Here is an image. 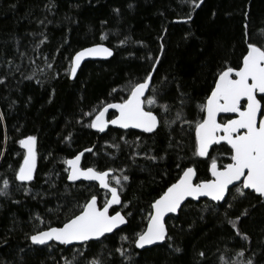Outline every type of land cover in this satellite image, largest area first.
Here are the masks:
<instances>
[{
	"label": "trees",
	"instance_id": "trees-1",
	"mask_svg": "<svg viewBox=\"0 0 264 264\" xmlns=\"http://www.w3.org/2000/svg\"><path fill=\"white\" fill-rule=\"evenodd\" d=\"M247 43L264 46V0H0V264H264V198L236 188L222 204L186 203L167 219L161 245L134 246L183 169L194 167L200 182L212 158L219 168L230 162L225 145L195 156L194 126L218 73L241 65ZM97 44L113 56L84 63L70 80L73 55ZM149 74L146 98L156 103L144 107L160 121L153 133L88 126ZM28 136L36 167L22 183L19 141ZM85 149L82 168L112 172L121 204L110 214L120 211L126 225L82 246H33L31 235L62 226L93 195L106 202L95 184L67 182L66 161Z\"/></svg>",
	"mask_w": 264,
	"mask_h": 264
},
{
	"label": "snow or ice",
	"instance_id": "snow-or-ice-1",
	"mask_svg": "<svg viewBox=\"0 0 264 264\" xmlns=\"http://www.w3.org/2000/svg\"><path fill=\"white\" fill-rule=\"evenodd\" d=\"M203 0H200L202 3ZM200 4H195L199 7ZM191 17L189 16V19ZM247 29V25H245ZM247 36V32L245 33ZM247 42V41H246ZM111 56L110 49L96 45L77 52L72 61L71 75L74 77L77 68L85 57ZM151 74L145 77L143 82L136 83L129 91L127 98L120 103H109L99 110L98 114L88 125L91 128L103 132L108 124L116 125L122 129H140L145 133H153L159 126L158 117L151 110H145V100L149 106L156 103L154 98H146L145 92L149 89ZM215 86L207 96L206 102L200 106L204 114L195 122V150L194 155L207 157L209 147L213 144L224 142L229 146L230 163L223 168H218L217 160L211 159L209 171L213 179L194 183L197 175L194 167L182 170V175L177 182L151 205L154 212L150 214L145 231L138 234L135 240L137 248H145L157 242L165 241L167 231L164 217L168 213H176L186 198L198 200L200 197H208L212 201H222L225 193L229 191V185L240 182L236 191L240 196L246 195L245 189L251 190L264 198V46L255 43H247V53L242 56L241 66H231L218 73ZM259 94V98H258ZM164 111H168V105H160ZM109 109H115L119 113L115 119L105 120V114ZM236 114L235 118L226 117L218 122V114ZM90 115V113L86 114ZM176 119H182V113L178 112ZM191 124V121H184ZM21 147L26 149L23 163L16 174L20 182H28L33 179L36 167V137L28 136L19 141ZM90 151V149H85ZM83 153L76 155L74 159L66 161L71 168L68 176L70 181L85 180L98 181L101 188L111 193V199L106 200L103 208L97 207V197L93 195L82 207L78 215L68 219L62 227H50L46 231H39L29 238L33 245H47L49 241H57L59 244L68 245L74 241L81 243L98 240L106 233L126 223L125 217L116 212L109 214V208L114 204H120V195L116 187L109 183V172L96 171L93 168L81 169L80 160ZM152 159H155L153 157ZM179 167V165H178ZM125 181L128 180L124 176ZM120 184V180L116 179ZM9 182L4 180V188ZM0 195L7 192L0 191ZM229 207L231 205L229 204ZM247 214L246 210L245 213ZM240 218L237 217L238 221ZM237 235L247 240L246 234L240 233L235 221H228ZM176 251H180L176 249ZM81 254H83L81 252ZM123 255V252L121 253ZM203 255V253H201ZM91 264H97L92 261ZM247 264H252L249 260Z\"/></svg>",
	"mask_w": 264,
	"mask_h": 264
},
{
	"label": "water",
	"instance_id": "water-1",
	"mask_svg": "<svg viewBox=\"0 0 264 264\" xmlns=\"http://www.w3.org/2000/svg\"><path fill=\"white\" fill-rule=\"evenodd\" d=\"M97 45H102V44H97ZM93 46H96V45H93ZM93 46H89V47H86V48H90V47H93ZM102 46L106 47L105 45H102ZM106 48H108V47H106ZM84 49H85V48H84ZM108 49H109V48H108ZM82 50H83V49H82ZM110 50H111V49H110ZM80 51H81V50H80ZM78 52H79V51H78ZM111 52H112V55H111V56H103V55H102V56H91V57H85V58L81 61L80 66L77 68L76 75H77L79 69L81 68V66H82L84 63H86V62H100V61H107V60H109V59L113 56V51L111 50ZM76 53H77V52H76ZM76 53H75V54H76ZM75 54L73 55L72 60H71V67H72V61H73V58H74ZM241 63H242V61H241ZM240 66H241V65H240ZM76 75H75V76H76ZM75 76L73 77V76L71 75V70H70V75H69L70 80H73V79L75 78ZM214 86H215V84H214ZM149 87H150V82H149ZM213 88H214V87H213ZM148 91H149V89L146 90V92H145V97H146ZM258 98H259V94H258ZM105 106H106V105H105ZM105 106H104V107H105ZM104 107H103V108H104ZM262 107H264V103L262 104ZM110 114H113V117H109ZM118 115H119V113L116 112L115 109H109L108 112L105 114V120L115 119L116 116H118ZM229 116L232 117V118H235V117H236V114H225V113H220V114H218V117H217L218 122H220L223 118H226V117H229ZM108 128H112V129H116V130H122V131L130 130V131H135V132H138V133L150 134V133H145V132L141 131L140 129H132V128H129V129H122V128H120V127H118V126H116V125H112V124H108L107 127L105 128V130H104L103 132H100L98 129H94V128H92V130L95 131V132H97V133H99V134L101 135V134H104V133L107 131ZM219 145H225V146L229 149V146H227L224 142H221V143L218 144V145H217V144H213V145H211V146L209 147V153H210L211 149H212L214 146H219ZM20 147H21V145H20ZM21 149H22V150L24 151V153L26 154V149H24L23 147H21ZM91 151H92L91 149H90V151H85V150H83V151H81V152H79V153L76 154V155H79V154L83 153V155L81 156V160H80V168H81V169H87V168H82V166H81V162H82V159H83L84 154L90 153ZM25 154H24V155H25ZM76 155H75V156H76ZM75 156L72 157V158H70V159H74ZM207 157H208V156H207ZM207 157H203V158H207ZM70 159H68V160H70ZM68 160H67V161H68ZM230 162H231V161H230ZM230 162H229V163H230ZM22 163H23V162H22ZM209 168H210V166H209ZM209 168H208L209 180H211V179H213V177H212V175H211V172L209 171ZM218 168H219V167H218ZM222 168H223V167H222ZM222 168H221V169H222ZM66 169H67V182H68L69 184H79V183L95 184V185L97 186V188H98L99 191H101V192L107 194V199H106V200L111 199V193L108 192L106 189L101 188L100 185H99V183H98V181L85 180V179H83V178H81V179H79V180H77V181H75V182L70 181V180L68 179V176H69V174H70V172H71V168L69 167V165H68L67 163H66ZM98 172H100V171H98ZM106 172H109V177L112 176V172H111V171L108 170V171H106ZM33 174H34V172H33ZM181 175H182V173H181ZM181 175H180V176H181ZM180 176H179V177H180ZM109 177H108V180H109ZM178 179H179V178H178ZM178 179H177V180H178ZM28 182H29V181H28ZM176 182H177V181H176ZM200 182H201V181H200ZM23 183H27V182H23ZM174 183H175V182H174ZM194 183H198V182L195 181V178H194ZM239 184H240V182H236V183L233 184V185H229V190H231V189H233V188L239 186ZM171 185H172V184H171ZM171 185H170V186H171ZM170 186H169V187H170ZM112 187H113V186H112ZM166 190H167V189H166ZM166 190H165V191H166ZM165 191H164V192H165ZM244 191H245V192L252 193V194H254L255 196H258V194L252 192L251 190L245 189ZM228 192H229V191H228ZM228 192L225 193V199H226V197H227V195H228ZM161 195H162V194H161ZM157 199H159V198H157ZM157 199H156V200H157ZM225 199L222 200V201L216 202V201H212V200H211L210 198H208V197H200L198 200H193L191 197H188V198H186L185 201L181 204V208H182L186 203H189V202H191V203H197V202L202 201V200H205V201L211 202V203H213V204H222V203L225 201ZM120 201H121V198H120ZM154 202H155V201H154ZM120 204H121V202H120ZM120 204H114V205H112V207L109 208V214H110V210H111L112 208H119ZM97 207H98V208H101V209L103 208V206H99V204H98V198H97ZM181 208H180V209H181ZM180 209H178L176 213H168V214L165 215V217H164L165 228H166V221H167V219L170 218V217H175V216L178 214V212L180 211ZM116 212H120V211H116ZM116 212H115V213H116ZM153 212H154V210H153L152 207H151V214H152ZM115 213H112V214H110V215H115ZM120 214H121V212H120ZM77 215H78V214H77ZM121 215H122V214H121ZM122 216H123V215H122ZM125 221H126V219H125ZM148 221H149V219H148ZM125 225H126V223L123 224V225H120L119 227H117L116 229H114L111 233H106L103 237H100L98 240L94 239V240H91V241H88V242H84V243H81V242H78V241H74V242H72L71 244H68V245H62V244H59L57 241H49L47 245H49V244H54V245H56V246H63V247H66V248H67V247H74V246H82V245H85V244L90 243V242H96V241H99V240H101L102 238H104V237H106V236H109V235L113 234L114 232L120 230V229L123 228ZM147 225H148V222H147V224H146V227H145L144 231L146 230ZM62 226H63V225H62ZM62 226H60V227H62ZM46 230H48V229H45V230H42V231H46ZM137 238H138V237H137ZM137 238H136V239H137ZM30 242H31V240H30ZM163 242H164V241H162V242H157V243H155V244H153V245H147V246H145V248H137L136 245H135V242H134V246H135V248H136L137 250L142 251V250H146V249H150V248H153V247L159 246V245H161ZM31 244H32V242H31ZM32 245H33V244H32ZM33 246H45V245H33Z\"/></svg>",
	"mask_w": 264,
	"mask_h": 264
},
{
	"label": "flooded vegetation",
	"instance_id": "flooded-vegetation-1",
	"mask_svg": "<svg viewBox=\"0 0 264 264\" xmlns=\"http://www.w3.org/2000/svg\"><path fill=\"white\" fill-rule=\"evenodd\" d=\"M264 103V101H262V104ZM226 118H223L221 121H224ZM231 154V153H230ZM209 180V179H208ZM237 187H239V186H237ZM237 187H235V188H237ZM234 189V188H233Z\"/></svg>",
	"mask_w": 264,
	"mask_h": 264
}]
</instances>
